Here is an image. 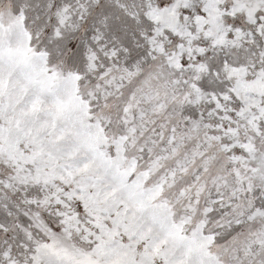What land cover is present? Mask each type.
<instances>
[{"label": "snow or ice", "instance_id": "1", "mask_svg": "<svg viewBox=\"0 0 264 264\" xmlns=\"http://www.w3.org/2000/svg\"><path fill=\"white\" fill-rule=\"evenodd\" d=\"M0 264H264V0H0Z\"/></svg>", "mask_w": 264, "mask_h": 264}]
</instances>
